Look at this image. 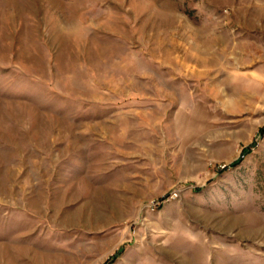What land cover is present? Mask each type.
I'll return each instance as SVG.
<instances>
[{
  "label": "rangeland",
  "instance_id": "obj_1",
  "mask_svg": "<svg viewBox=\"0 0 264 264\" xmlns=\"http://www.w3.org/2000/svg\"><path fill=\"white\" fill-rule=\"evenodd\" d=\"M0 264H264V0H0Z\"/></svg>",
  "mask_w": 264,
  "mask_h": 264
}]
</instances>
